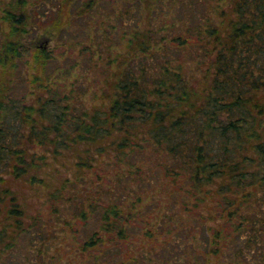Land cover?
I'll return each mask as SVG.
<instances>
[{"label": "trees", "instance_id": "1", "mask_svg": "<svg viewBox=\"0 0 264 264\" xmlns=\"http://www.w3.org/2000/svg\"><path fill=\"white\" fill-rule=\"evenodd\" d=\"M111 2L124 50L87 108L53 79L56 50L25 41L62 39ZM160 178L169 213L149 191ZM19 182L46 193L49 220ZM57 224L83 264H264V0H0V264Z\"/></svg>", "mask_w": 264, "mask_h": 264}, {"label": "rangeland", "instance_id": "2", "mask_svg": "<svg viewBox=\"0 0 264 264\" xmlns=\"http://www.w3.org/2000/svg\"><path fill=\"white\" fill-rule=\"evenodd\" d=\"M122 9L123 3L111 2L109 4H104L97 13L92 14L94 17L88 19L86 22H80L78 19L73 20L69 25V32L66 31L64 34L65 37L62 39H52L40 31L36 34L30 35L25 41L26 48L38 44L41 46L45 45L51 50H56V63L52 64V67H49V71L53 79H55L60 85L58 88L61 90L67 88L66 91L69 93L68 95H70L73 102L78 105L80 104L84 107L90 108L94 105L101 104L102 102L101 99L103 89L105 88L106 75L110 74L107 68L109 69V67H111L110 71L116 69V64H108L110 56L124 50V45L120 37L121 32H119L118 28L121 27V24L116 19ZM200 13L201 11L199 10V14ZM45 21L46 20H43L42 23L44 24ZM105 62H107L108 65ZM55 65L58 66L59 70L55 68ZM190 66L194 67L193 61H186L184 70ZM29 72L30 69L24 66L23 74L29 75ZM70 89H72V92H70ZM140 157L144 158L145 161L148 158V156L141 155ZM147 162H152V160L148 159ZM160 179V181H155V189L149 187V191L154 193L157 205L159 204L163 209L162 212L169 213L171 212V208L168 202L172 200L169 199L172 193V185L168 182L169 180L167 178L164 180H162V178ZM25 186L26 188H24L23 184L20 182L14 183V187L20 191V204H23L25 211L30 216L35 214L40 207H44L41 209V213L43 217L46 218V221L49 220L54 214L51 213L50 208L47 209L48 207H46V200H48L46 193L41 190L42 188L30 190L27 185ZM69 208H71V206ZM204 209L206 210L207 207H204ZM62 211L63 209L61 212ZM174 211L176 212V220L182 224L193 223L194 219L192 216L187 215L177 207L174 208ZM72 213L73 212L70 209L64 210L62 213L63 215H60V217L61 219L73 220L75 215ZM57 226L58 227L55 228L57 229V233L49 235L48 241L50 242L47 243L46 246L42 244V240L37 239L35 245H30L28 240L22 238L16 251L17 258L13 264H69L73 260L74 264H83V261H80L75 255L80 251L76 248L79 241L71 240V236H73L74 233H71L67 228L60 227L59 224H57ZM94 226L95 224L93 223V227ZM173 228H175V226H173ZM145 229L147 228L144 227L143 230ZM153 229H155V226H153ZM86 231V227H79L78 232L81 235H84ZM177 231L178 230L174 231V235L177 234ZM196 235L197 238H199L197 232ZM138 236L141 237L140 239L142 240L140 241L142 243H137L140 245L139 247H149L151 241L142 235ZM159 241L160 239L157 238V241L155 242ZM72 243L75 244L77 251L73 250V252H71ZM47 246L49 249H47ZM44 247L46 248V251L43 256H40V249L41 251H44ZM75 251L76 253H74ZM53 255H55V258L62 256V260L60 262L53 260ZM74 255L75 258L73 257ZM185 263L188 264L187 262ZM185 263L180 262L179 264ZM215 263L216 260L213 258L211 264ZM219 263L220 262L217 261V264Z\"/></svg>", "mask_w": 264, "mask_h": 264}]
</instances>
